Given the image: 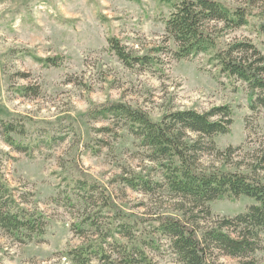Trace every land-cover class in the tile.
Segmentation results:
<instances>
[{
  "label": "rangeland",
  "instance_id": "rangeland-1",
  "mask_svg": "<svg viewBox=\"0 0 264 264\" xmlns=\"http://www.w3.org/2000/svg\"><path fill=\"white\" fill-rule=\"evenodd\" d=\"M224 1L242 6L249 2ZM168 11L156 0H0V131L1 122L19 124L25 140L31 141L29 149L16 150L0 133V170L17 202L30 212H42L46 220L41 236L21 241L0 227V264H71L63 253L81 242L73 230L81 213L73 211L80 204L71 206L65 197L76 166L108 187L125 212L180 214L165 193L135 191L115 179L124 172L147 174L155 166L134 154L138 148L133 137H119L122 131L96 132L101 124L86 117L93 105L127 102L160 120L167 111L227 104L233 122L229 132L213 137L215 148L239 147L233 157L238 161L264 140V112L249 108L243 84L230 85L207 54L173 56L175 45L161 16ZM219 34L222 46L250 40L264 54V37L245 26ZM109 36L120 39L127 51L157 55L161 62L126 67L110 50ZM157 47L170 50L156 53ZM34 56L56 58L58 64L45 66ZM21 85L37 91L22 95L17 91ZM102 140L108 144L100 147ZM86 143L99 152L90 151ZM210 157H203L204 166L211 163ZM150 173L158 178L157 172ZM70 196L75 199L76 194L71 190ZM251 203L246 196L223 197L211 201L209 208L214 219L233 217ZM161 243L152 256L159 264H175L167 243ZM255 257L264 263V251ZM218 261L238 264L224 255Z\"/></svg>",
  "mask_w": 264,
  "mask_h": 264
},
{
  "label": "trees",
  "instance_id": "trees-1",
  "mask_svg": "<svg viewBox=\"0 0 264 264\" xmlns=\"http://www.w3.org/2000/svg\"><path fill=\"white\" fill-rule=\"evenodd\" d=\"M156 1L169 10L161 16L175 47L154 51L170 50L176 59L209 55V62L230 85L243 84L249 108L264 112V54L250 40H233L222 46L219 34L245 26L264 37V0H249L243 6L224 0ZM108 42L126 67H155L161 62L157 55L127 51L114 36ZM34 59L45 66L58 64L56 58ZM17 91L28 95L36 93L37 87L21 85ZM86 117L101 124L96 132L118 135L122 131L119 137H133L138 148L134 154L154 164L150 172L159 174L156 178L150 172H124L115 179L135 191L165 193L180 214L125 212L108 187L76 166L77 175L67 183L76 197L71 198V190L65 197L71 206L78 203L81 207L73 210L81 213L73 222L81 242L63 253L71 264H159L151 252L159 251L162 241L175 264H223L218 261L220 255L237 259L238 264H264L255 257L264 251V140L238 161L233 157L239 147L215 148L213 137L229 132L233 122L229 105L167 111L155 120L140 107L107 100L93 105ZM1 126L6 144L16 150L29 149L31 141L25 140L22 125L1 122ZM101 142L100 147L108 144ZM84 145L92 152L100 150H93L90 143ZM204 156H211L208 166L203 165ZM239 196L253 200L246 211L233 217H212L211 201ZM45 221L42 212H30L17 202L0 170V227L21 241L41 236Z\"/></svg>",
  "mask_w": 264,
  "mask_h": 264
}]
</instances>
